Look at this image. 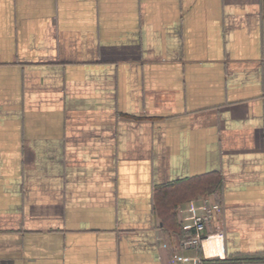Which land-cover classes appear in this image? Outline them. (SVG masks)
Masks as SVG:
<instances>
[{
  "label": "crops",
  "instance_id": "obj_1",
  "mask_svg": "<svg viewBox=\"0 0 264 264\" xmlns=\"http://www.w3.org/2000/svg\"><path fill=\"white\" fill-rule=\"evenodd\" d=\"M210 175L167 235L159 192ZM208 200L221 251L184 249ZM245 255L264 256V0H0V264Z\"/></svg>",
  "mask_w": 264,
  "mask_h": 264
},
{
  "label": "trees",
  "instance_id": "obj_2",
  "mask_svg": "<svg viewBox=\"0 0 264 264\" xmlns=\"http://www.w3.org/2000/svg\"><path fill=\"white\" fill-rule=\"evenodd\" d=\"M220 184V178L217 175H210L204 179H197L192 184H184L162 188L157 195V207L162 216V223L165 233L170 231L178 232L182 235V226L177 217V208L185 203L184 200H190L195 196H208L215 193Z\"/></svg>",
  "mask_w": 264,
  "mask_h": 264
},
{
  "label": "built area",
  "instance_id": "obj_3",
  "mask_svg": "<svg viewBox=\"0 0 264 264\" xmlns=\"http://www.w3.org/2000/svg\"><path fill=\"white\" fill-rule=\"evenodd\" d=\"M220 211L219 204L215 201H207L205 211L197 214L193 218V232L185 236L182 241L184 249H196L211 239L223 240L224 234L219 228L214 233H208L207 227L212 222L215 215Z\"/></svg>",
  "mask_w": 264,
  "mask_h": 264
},
{
  "label": "rangeland",
  "instance_id": "obj_4",
  "mask_svg": "<svg viewBox=\"0 0 264 264\" xmlns=\"http://www.w3.org/2000/svg\"><path fill=\"white\" fill-rule=\"evenodd\" d=\"M219 207H220V211L218 212V214H220V212L222 211V207L220 204H219ZM245 257L246 258H244L243 260L246 262V264H262V263H264V256L256 257V256H252V255L251 256L245 255Z\"/></svg>",
  "mask_w": 264,
  "mask_h": 264
},
{
  "label": "bare ground",
  "instance_id": "obj_5",
  "mask_svg": "<svg viewBox=\"0 0 264 264\" xmlns=\"http://www.w3.org/2000/svg\"><path fill=\"white\" fill-rule=\"evenodd\" d=\"M210 247V252H207L208 254H214L221 251V245L220 241L217 239H211L205 243ZM214 245V246H212Z\"/></svg>",
  "mask_w": 264,
  "mask_h": 264
}]
</instances>
